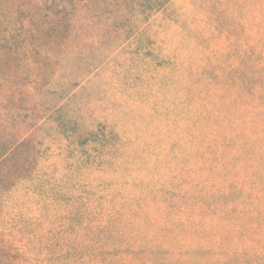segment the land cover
Wrapping results in <instances>:
<instances>
[{
    "label": "rangeland",
    "instance_id": "1",
    "mask_svg": "<svg viewBox=\"0 0 264 264\" xmlns=\"http://www.w3.org/2000/svg\"><path fill=\"white\" fill-rule=\"evenodd\" d=\"M154 1L0 0V264H128L115 226L185 207L173 164L190 96L231 89L236 0Z\"/></svg>",
    "mask_w": 264,
    "mask_h": 264
},
{
    "label": "trees",
    "instance_id": "2",
    "mask_svg": "<svg viewBox=\"0 0 264 264\" xmlns=\"http://www.w3.org/2000/svg\"><path fill=\"white\" fill-rule=\"evenodd\" d=\"M154 2V9L167 3ZM234 5L231 89L225 91L226 83L217 95L190 96L200 104L190 105L182 164H173L185 172L173 174L179 184L170 180L185 207L159 210L152 219L141 212L136 231L129 223L106 225L111 241L112 224L115 236L121 232L126 250L135 242L138 255L124 260L128 264H264V15L248 14L262 11L264 0ZM12 11L0 7V25Z\"/></svg>",
    "mask_w": 264,
    "mask_h": 264
}]
</instances>
